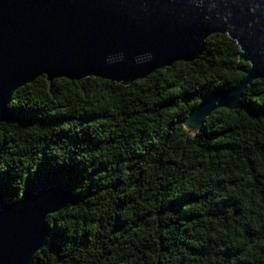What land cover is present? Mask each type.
<instances>
[{
    "label": "trees",
    "instance_id": "trees-1",
    "mask_svg": "<svg viewBox=\"0 0 264 264\" xmlns=\"http://www.w3.org/2000/svg\"><path fill=\"white\" fill-rule=\"evenodd\" d=\"M205 48L130 86L42 76L14 93L0 193L14 202L50 177L76 196L33 264H264V80L189 132L202 98L250 68L227 35Z\"/></svg>",
    "mask_w": 264,
    "mask_h": 264
},
{
    "label": "water",
    "instance_id": "water-1",
    "mask_svg": "<svg viewBox=\"0 0 264 264\" xmlns=\"http://www.w3.org/2000/svg\"><path fill=\"white\" fill-rule=\"evenodd\" d=\"M216 34L235 41L250 68L236 87L202 98L184 121L191 133L218 109H242L244 91L264 80V0H0V125L13 118L14 93L42 76L130 86L199 60ZM75 199L70 181L50 177L14 202L0 193V264H33L47 218Z\"/></svg>",
    "mask_w": 264,
    "mask_h": 264
},
{
    "label": "snow or ice",
    "instance_id": "snow-or-ice-1",
    "mask_svg": "<svg viewBox=\"0 0 264 264\" xmlns=\"http://www.w3.org/2000/svg\"><path fill=\"white\" fill-rule=\"evenodd\" d=\"M249 66H250V65H249ZM46 79H47V77H46ZM65 82L70 83V81H65Z\"/></svg>",
    "mask_w": 264,
    "mask_h": 264
}]
</instances>
